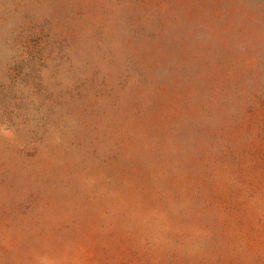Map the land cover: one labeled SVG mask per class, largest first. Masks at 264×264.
I'll return each mask as SVG.
<instances>
[{
    "label": "rangeland",
    "instance_id": "obj_1",
    "mask_svg": "<svg viewBox=\"0 0 264 264\" xmlns=\"http://www.w3.org/2000/svg\"><path fill=\"white\" fill-rule=\"evenodd\" d=\"M0 264H264V0H0Z\"/></svg>",
    "mask_w": 264,
    "mask_h": 264
}]
</instances>
